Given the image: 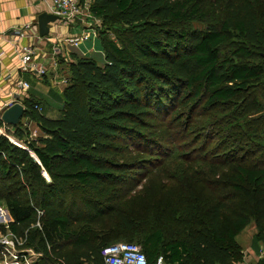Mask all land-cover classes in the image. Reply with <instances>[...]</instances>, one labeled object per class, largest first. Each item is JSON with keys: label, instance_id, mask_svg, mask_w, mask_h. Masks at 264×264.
Instances as JSON below:
<instances>
[{"label": "trees", "instance_id": "trees-1", "mask_svg": "<svg viewBox=\"0 0 264 264\" xmlns=\"http://www.w3.org/2000/svg\"><path fill=\"white\" fill-rule=\"evenodd\" d=\"M91 12L106 64H68L59 119L26 102L37 139L23 122L11 127L22 146L0 135L8 230L28 233L39 264H104V248L130 241L148 264L243 262L237 237L252 219L264 229V122L249 120L264 94V0H92ZM168 143L169 156L197 163L192 177L169 176L160 195L171 199L161 212L172 222L188 211L186 238L139 227L121 204L143 165L167 177Z\"/></svg>", "mask_w": 264, "mask_h": 264}, {"label": "crops", "instance_id": "crops-1", "mask_svg": "<svg viewBox=\"0 0 264 264\" xmlns=\"http://www.w3.org/2000/svg\"><path fill=\"white\" fill-rule=\"evenodd\" d=\"M50 5L51 0H0V52H3L0 57V120L9 106L20 103L26 108L27 101L36 102L44 117L59 119L63 107V93L68 85L62 83L68 77V64L74 62L75 57H89L102 65L106 64L102 40L98 34L92 32L88 40L74 44L76 38L85 30L80 21L72 25L59 19L48 25L50 31L46 37L40 36L38 17L42 13L53 14ZM28 25L41 37L40 40L35 36L29 39L18 38L15 32ZM26 45L35 49L33 60L46 70L42 78L20 69L21 49ZM19 82L29 83L30 88L21 91ZM55 102L60 103L58 107H55ZM21 122L27 123L30 129L38 130L37 123L25 116ZM7 130H10V126L3 123L0 126V135H5ZM255 234L256 232L253 235ZM261 243L259 240L242 247L244 260L238 264H260L264 261V257L260 255Z\"/></svg>", "mask_w": 264, "mask_h": 264}, {"label": "rangeland", "instance_id": "rangeland-1", "mask_svg": "<svg viewBox=\"0 0 264 264\" xmlns=\"http://www.w3.org/2000/svg\"><path fill=\"white\" fill-rule=\"evenodd\" d=\"M91 5H92V3H91ZM90 16H91V20H92L91 23L93 26L92 29H95L93 31H95L99 35V31L102 29V21H101V19L96 18L92 14V12H91ZM67 80L69 83L68 77H67ZM259 100H260V102H262V108L259 111L252 113V115L249 117V120L254 121V122H260V124H263L262 123V122H264V94L263 93H260ZM59 104H60L59 102H55V107H58ZM26 125L27 126H25V127L29 128L27 123H26ZM12 129L13 128H11V126H10V130H7V132L4 136L8 137L10 140L11 139L15 140L14 138H12V135H11ZM27 130L30 131L29 132L30 133L29 138L31 140H35L41 135L39 128H38V130H34L33 128H31V129L29 128ZM190 140H191V137H189L185 140L182 138L179 139V141L182 144H184L182 146V150L180 151V154H184L186 152H189V149L191 146H188V144L191 142ZM218 143H219V140L218 139L215 140L212 143V147L216 146ZM17 145L22 146V144H20V143H18ZM172 148H173V145L171 143H168L166 146V149L168 150V152L167 153L165 152V155H164V157H165L164 160H165V162H167L166 165H164L165 167H167L165 170V172H167L166 178H164L163 174L160 173L159 169H157L155 167L156 165H147V166L143 165L142 168H138V170L134 174L135 177H134L133 181L130 183V185L127 186V188L125 189L126 191L125 192L123 191L124 196L123 195L121 196V199H122L121 204H124L123 208L126 209L127 212L131 213V215L134 218H136V219L139 218V222H140L139 227L141 226V228H149V229L152 228V226L153 227H158V226L164 227V229L166 231V236L168 239L186 238L188 236V232H185L186 230L189 231V229H190V226H188V225L186 226L187 221L189 219L187 217L188 211H186V209H183L182 211H180L183 222H181V223L172 222L173 220L170 217L171 215H163V213L161 212L163 207L165 205H167V203L169 201H171V199H160V195H162L161 193L166 192L165 186L170 185V184L166 183L167 178L169 176L181 175L182 177L187 178V176L189 175V177H192V176H194V172H195V168H196L194 165L197 164V163H192L190 161L186 163L187 160H185V159L176 160V157H177L176 151H173L172 155L169 156L170 150ZM174 154H175V157H174ZM178 155H179V153H178ZM189 155H192V154L189 153ZM137 156H139V155H137ZM167 156L169 157L168 159H167ZM194 156L195 155H193V157ZM119 157H121V156H119ZM193 157L190 159H193ZM43 174L46 177L47 181L49 182L50 178L48 177L47 173L44 172ZM184 183L186 184V188H184L180 192H182L183 196L186 197L190 191L188 189L186 179H185ZM184 183H182V184H184ZM179 186L180 185L172 186V187L178 191ZM168 188L169 187L166 186V189H168ZM162 190H164V191H162ZM184 191H186V192H184ZM203 192L204 193L199 194L201 200H203V201L208 200L207 193L205 191H203ZM223 194H225V193H223ZM165 195H167V193H165ZM173 200H175V199H173ZM0 209H2V211L6 215V219L2 220V218H0V226H3L4 230H5L3 232L0 231V240L2 238L13 239V236L11 235V231L8 230V224L12 221L10 213H9L8 209L6 208L4 203H0ZM42 215H43V213L41 212L40 217ZM0 217H1V215H0ZM155 218H157L156 221H155ZM256 222H257L256 219H252L251 222L249 223V225L246 227V229L242 233H240L237 240H238L239 244L245 248L248 245V243L252 244L254 242L259 241V240L255 241L254 237L256 234H260L262 236L261 237L262 243L260 245L261 246L260 247V255L264 257V229L260 231L258 229ZM37 225L39 226L40 224L37 223ZM261 225L264 226V220L261 221ZM251 232H252V234L250 235ZM254 232H256L255 235H253ZM128 241H130V240H128ZM130 242L137 243V244L141 245L140 242H137V241H130ZM21 244H25L28 249H31L30 247L27 246L28 242L25 241V239L21 241ZM18 248H20V247H18ZM0 251H1V249H0ZM31 251H34L35 254H32V252H31V253H29V255H25V256H27V259H31V261H29V260L28 261L30 262V264H39L40 261L42 260V257H43L42 253L37 252L34 249H32ZM0 264H1V261H0Z\"/></svg>", "mask_w": 264, "mask_h": 264}, {"label": "built area", "instance_id": "built-area-1", "mask_svg": "<svg viewBox=\"0 0 264 264\" xmlns=\"http://www.w3.org/2000/svg\"><path fill=\"white\" fill-rule=\"evenodd\" d=\"M91 3L92 0H51V11L54 15L58 16L59 19L72 25H76L80 21L84 25L85 30L79 38H76L74 42L75 45L88 40L92 32L97 34L93 31L95 29H92L93 26L90 16ZM15 33L19 39H29L32 36H35L37 40L41 39V37H38L36 33L33 32L30 25L24 27L22 30L16 31ZM0 36L2 37L1 30ZM21 54L20 69L22 72L31 73L39 78H42L46 74L45 68L33 60L35 49L32 46L26 45L22 47ZM2 55L3 52H0V57ZM62 83L67 84L68 80L64 79ZM18 87L21 91H27L30 88V85L27 82H19ZM36 109L39 110L37 106ZM11 140L18 144L15 140ZM40 213L41 211L39 212V215ZM0 215L2 220L6 219V215L2 209H0ZM11 235L13 236V239L2 238L0 240L1 264H30L29 261H31V259H27V256L25 255H29L31 252L32 254H35V252L31 251L32 248L28 249L25 244H21L22 240L25 239V241H27V234L24 237H20L11 232ZM102 256L104 258V264H148L141 246L134 243L118 242L112 244L103 249Z\"/></svg>", "mask_w": 264, "mask_h": 264}, {"label": "water", "instance_id": "water-1", "mask_svg": "<svg viewBox=\"0 0 264 264\" xmlns=\"http://www.w3.org/2000/svg\"><path fill=\"white\" fill-rule=\"evenodd\" d=\"M59 20V17L50 14L42 13L38 17V28L41 37H46L49 34V24ZM26 108L20 103H14L9 106L1 116V120L5 125L18 127L21 124L22 118L25 116ZM37 161L38 159L35 158Z\"/></svg>", "mask_w": 264, "mask_h": 264}]
</instances>
